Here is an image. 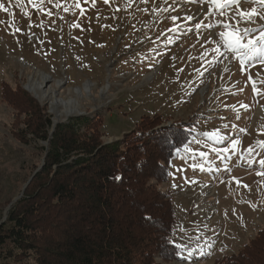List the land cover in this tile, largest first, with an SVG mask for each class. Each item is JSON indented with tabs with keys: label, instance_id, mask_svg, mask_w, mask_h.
<instances>
[{
	"label": "rangeland",
	"instance_id": "rangeland-1",
	"mask_svg": "<svg viewBox=\"0 0 264 264\" xmlns=\"http://www.w3.org/2000/svg\"><path fill=\"white\" fill-rule=\"evenodd\" d=\"M0 6V83L18 86L52 127L98 115L100 139L109 144L140 126L153 132L185 126L188 141L166 164V180H152L172 200L178 246L177 257L157 263L226 264L264 230V63L257 57L242 66L217 24L240 21L258 37L261 0H240L225 15L205 0H0ZM253 8L250 22L236 15ZM37 74L50 78L44 89H54L53 109L51 98L40 101L27 89ZM18 99L0 97L3 219L41 167L46 146L18 132L26 120ZM67 102L78 112L66 118Z\"/></svg>",
	"mask_w": 264,
	"mask_h": 264
},
{
	"label": "trees",
	"instance_id": "trees-1",
	"mask_svg": "<svg viewBox=\"0 0 264 264\" xmlns=\"http://www.w3.org/2000/svg\"><path fill=\"white\" fill-rule=\"evenodd\" d=\"M19 96L15 107L26 120L18 132L46 146L5 219L0 210V264H159L157 257H177L173 203L152 180H166V164L188 141L185 126H140L138 134L103 144L98 115L52 127L18 86L0 83L2 99ZM226 264H264V230Z\"/></svg>",
	"mask_w": 264,
	"mask_h": 264
},
{
	"label": "snow or ice",
	"instance_id": "snow-or-ice-1",
	"mask_svg": "<svg viewBox=\"0 0 264 264\" xmlns=\"http://www.w3.org/2000/svg\"><path fill=\"white\" fill-rule=\"evenodd\" d=\"M29 2H31V0H29ZM42 2L43 0H41V4ZM49 2H51V0H49ZM105 2H107V0H105ZM205 2L209 4L210 9L214 7L217 11V14L225 15V9L229 8L233 4L238 6L240 0H205ZM261 2L264 3V0H261ZM56 6L59 7L60 5L57 4ZM33 7H39V5L33 4ZM76 7H79V4H77ZM64 11H68V8H65ZM255 14H256L255 8H253L250 12L239 11L236 13V15L240 17L241 21H246V22L252 21L253 16ZM48 15H51V13L49 12ZM175 19L176 17H173V20ZM187 19L191 20L193 19V17L189 16L187 17ZM261 19H264V16H262ZM221 23L223 24V27L224 29H226V31H222L219 33L220 39L223 42L224 47L229 52L235 54V56L239 59V62L242 66L257 57L260 58L261 63H264V27H261L259 29L260 35L258 37H252L251 33L257 31V29H252V28L241 29L239 27L240 21H237L236 25L227 22L217 21V24H221ZM202 26H203L202 23H197L195 25L197 29H199ZM212 26L214 25H208V27H212ZM253 88L255 90V84L253 85ZM208 135L214 137L216 136V133H209ZM238 143L239 141L235 142L233 148H235ZM185 148L186 150L190 151V149H188L187 146H185ZM200 155L203 156L205 154L200 153ZM260 163L261 166L264 167V160H261Z\"/></svg>",
	"mask_w": 264,
	"mask_h": 264
},
{
	"label": "bare ground",
	"instance_id": "bare-ground-1",
	"mask_svg": "<svg viewBox=\"0 0 264 264\" xmlns=\"http://www.w3.org/2000/svg\"><path fill=\"white\" fill-rule=\"evenodd\" d=\"M38 77H37V80H32L30 82V84L28 85V91L33 94L36 98H38V100L40 101H43V100H46V99H50L51 98V102H50V106L54 107V105H56V100L54 99L53 97V94H54V89L53 90H45V86L44 84L50 79L48 78L47 76H44L42 74H37ZM150 77V74L147 75L146 78ZM88 86L87 85H83V88H87ZM80 91V89H77V93L76 94H79L78 92ZM74 103H71V102H67V103H64V107H63V111H62V116L63 117H69V116H73L75 114H77L78 112V109L76 108L75 104L73 105ZM61 114V113H60Z\"/></svg>",
	"mask_w": 264,
	"mask_h": 264
}]
</instances>
